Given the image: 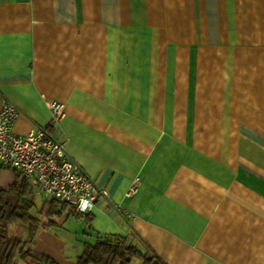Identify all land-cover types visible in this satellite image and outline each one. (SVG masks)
I'll use <instances>...</instances> for the list:
<instances>
[{
	"label": "crops",
	"instance_id": "0c3cea01",
	"mask_svg": "<svg viewBox=\"0 0 264 264\" xmlns=\"http://www.w3.org/2000/svg\"><path fill=\"white\" fill-rule=\"evenodd\" d=\"M5 103L16 136L48 131L107 192L77 237L264 264V0H0ZM62 240L34 251L74 264Z\"/></svg>",
	"mask_w": 264,
	"mask_h": 264
},
{
	"label": "trees",
	"instance_id": "16d2710c",
	"mask_svg": "<svg viewBox=\"0 0 264 264\" xmlns=\"http://www.w3.org/2000/svg\"><path fill=\"white\" fill-rule=\"evenodd\" d=\"M39 197L37 185L20 179L0 188V264H57L34 251L36 239L41 231H51L57 219L77 214L55 200L40 205ZM89 238L95 243L85 244L76 264H164L151 251L143 254L128 237Z\"/></svg>",
	"mask_w": 264,
	"mask_h": 264
},
{
	"label": "built area",
	"instance_id": "2783aa9c",
	"mask_svg": "<svg viewBox=\"0 0 264 264\" xmlns=\"http://www.w3.org/2000/svg\"><path fill=\"white\" fill-rule=\"evenodd\" d=\"M53 123L64 114V106L47 105ZM20 116L11 104L0 107V170L17 173L20 180L37 185L39 194L70 207L79 216L92 213L108 194L82 172L68 156L65 145L46 130L18 137L14 127ZM86 206V207H85Z\"/></svg>",
	"mask_w": 264,
	"mask_h": 264
},
{
	"label": "rangeland",
	"instance_id": "374dc122",
	"mask_svg": "<svg viewBox=\"0 0 264 264\" xmlns=\"http://www.w3.org/2000/svg\"><path fill=\"white\" fill-rule=\"evenodd\" d=\"M6 173V172H4ZM10 181L13 180V174L9 173ZM0 181H2V177L0 178ZM50 199L47 197H42L40 195L38 201L40 205H43L44 203L48 202ZM84 221L83 219L74 218L72 216L69 217V213L64 215L61 219L56 220V225L50 229V234L54 236H58L61 240L65 243L64 249H63V257L68 259V261L73 262L76 264L78 258L82 255L83 249L86 243H92L94 244V239L88 238L85 239L83 234H80V237H77L76 234L80 231V223ZM61 224V225H59ZM74 237H77V240L74 239ZM134 264H138L137 262Z\"/></svg>",
	"mask_w": 264,
	"mask_h": 264
},
{
	"label": "clouds",
	"instance_id": "9594fccd",
	"mask_svg": "<svg viewBox=\"0 0 264 264\" xmlns=\"http://www.w3.org/2000/svg\"><path fill=\"white\" fill-rule=\"evenodd\" d=\"M86 207V206H85Z\"/></svg>",
	"mask_w": 264,
	"mask_h": 264
}]
</instances>
